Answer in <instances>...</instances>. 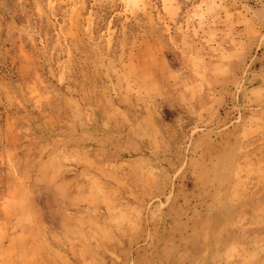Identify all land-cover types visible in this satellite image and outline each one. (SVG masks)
<instances>
[{
  "label": "rangeland",
  "instance_id": "rangeland-1",
  "mask_svg": "<svg viewBox=\"0 0 264 264\" xmlns=\"http://www.w3.org/2000/svg\"><path fill=\"white\" fill-rule=\"evenodd\" d=\"M0 264H264V0H0Z\"/></svg>",
  "mask_w": 264,
  "mask_h": 264
}]
</instances>
